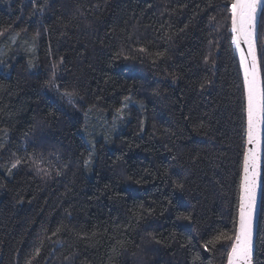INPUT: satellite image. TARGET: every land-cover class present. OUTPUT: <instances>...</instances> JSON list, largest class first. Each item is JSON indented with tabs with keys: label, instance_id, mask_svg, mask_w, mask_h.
<instances>
[{
	"label": "trees",
	"instance_id": "obj_1",
	"mask_svg": "<svg viewBox=\"0 0 264 264\" xmlns=\"http://www.w3.org/2000/svg\"><path fill=\"white\" fill-rule=\"evenodd\" d=\"M231 3L0 0V264H226L247 141ZM258 50L264 79L261 23Z\"/></svg>",
	"mask_w": 264,
	"mask_h": 264
},
{
	"label": "snow or ice",
	"instance_id": "obj_2",
	"mask_svg": "<svg viewBox=\"0 0 264 264\" xmlns=\"http://www.w3.org/2000/svg\"><path fill=\"white\" fill-rule=\"evenodd\" d=\"M261 0H232L231 25L232 42L241 54V66L244 69V86L247 98V143L255 144L257 141V125L264 113V91L258 83V60L256 56L257 40V12ZM259 22L264 25V15L259 17ZM241 42L248 45V53L245 55L241 48ZM159 55H163L160 53ZM251 57L248 60V57ZM66 96L72 97L73 93L65 92ZM21 161L18 159L11 165L16 168ZM11 168L9 172H11ZM256 150L248 149L244 154V182L243 192L239 203L238 229L234 236L222 234L223 239L234 241L231 250L227 254L228 264H249L251 252L252 221L255 211V188H256ZM59 231V229H57ZM55 235V233H53ZM207 247V245H205ZM39 248L36 252L39 253Z\"/></svg>",
	"mask_w": 264,
	"mask_h": 264
},
{
	"label": "water",
	"instance_id": "obj_3",
	"mask_svg": "<svg viewBox=\"0 0 264 264\" xmlns=\"http://www.w3.org/2000/svg\"><path fill=\"white\" fill-rule=\"evenodd\" d=\"M264 9V0H261V4L258 8L257 12V37L259 35V17L262 15ZM232 35H234L232 33ZM235 48L236 45L234 44ZM241 48L244 49L245 55L248 53V45L241 42ZM256 56L258 60V83L259 87L262 91H264V79H263V73H262V67L260 62V56H259V50H258V38L256 40ZM238 58L240 61L241 66V54L240 51L236 48ZM251 57H248V60H250ZM241 71L244 79V69L241 66ZM246 92V90H245ZM246 104H247V98H246ZM261 119L258 122L257 125V141L255 144H249L246 141V151L251 148H255L256 150V188H255V211L253 214V221H252V235H251V252H250V259L249 264H256V250H257V237H258V228H259V221H260V214H261V206H262V198H263V185H264V113L260 114ZM247 136V134H246ZM244 182V167H243V174H242V183H241V194L243 192V185ZM238 221H239V214H238ZM238 229V225H237ZM231 250V249H230ZM228 264V261L226 262Z\"/></svg>",
	"mask_w": 264,
	"mask_h": 264
},
{
	"label": "rangeland",
	"instance_id": "obj_4",
	"mask_svg": "<svg viewBox=\"0 0 264 264\" xmlns=\"http://www.w3.org/2000/svg\"><path fill=\"white\" fill-rule=\"evenodd\" d=\"M128 106V103H125V105H124V108H126ZM114 124H118V121H114Z\"/></svg>",
	"mask_w": 264,
	"mask_h": 264
}]
</instances>
